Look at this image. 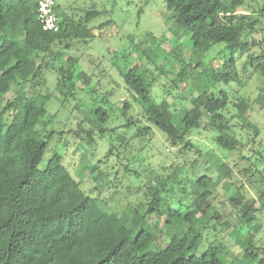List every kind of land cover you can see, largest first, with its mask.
I'll return each mask as SVG.
<instances>
[{"label":"trees","instance_id":"trees-1","mask_svg":"<svg viewBox=\"0 0 264 264\" xmlns=\"http://www.w3.org/2000/svg\"><path fill=\"white\" fill-rule=\"evenodd\" d=\"M258 1L163 0L173 21L170 32L178 39L189 34L192 42L191 49L186 51L188 62H179L181 67L172 82L190 84L202 77L197 96L190 100L192 109L180 123H174V113L167 100L156 101V79L144 74L143 64L128 71L120 70L125 88L137 97L143 116L174 146L193 149L189 135L208 115L210 126L217 133L216 145L228 152L237 151L241 142L232 133L225 116L231 104L243 127L258 134L248 114L253 104L264 110V86L254 100L239 98L235 102L230 101L226 91L217 94L213 90L221 84L241 85L235 55L247 54L257 45L253 36L264 18V6L260 8ZM55 12L60 30L45 31L38 19L35 0H0V264H228L222 239L215 238L206 244L205 233L213 230L209 222L215 218L208 201L209 191L189 193L182 188L184 183L179 181L177 173L164 176L151 172L145 176V202L114 207L106 193L117 185L101 169L92 167L93 187L86 191L70 172L64 156L55 153L45 161L49 150L45 138L52 141L55 136L53 130L44 127L46 134H43L39 127L45 125L53 101L50 93L43 92L46 72L56 74L54 93L59 103L64 106L76 100L78 83L88 84L89 77L77 71L79 57L67 55L62 59L63 53L73 50L77 43L88 44L95 39L96 30L103 28V25L88 28L100 15L96 11H89L79 19L61 13L59 5ZM165 41V35L156 37L149 33L146 46L133 43L132 53L120 58L128 62L136 53L140 60L145 58L155 63L157 55L153 46ZM216 45H224L220 59L226 56L225 61L206 64L205 55ZM242 71L264 78V55L248 54ZM161 73L167 75L163 70ZM13 88L21 90L13 100H7ZM95 103L99 108L93 113L84 110V101L76 105L92 128L86 130L79 124V131L70 133L78 136L82 131L88 145L95 143L93 136L98 133L109 138L111 150L124 155L128 143L125 142L123 149L117 146L113 139L116 130L106 126L111 118L104 109L106 99ZM129 110L126 104L122 111L126 120L122 128L127 130L136 126L134 119L127 117ZM150 132L149 127L138 128L136 136ZM124 139L125 136L116 137V140ZM254 153L264 165V155L255 150ZM208 160L216 168L222 166L219 160L215 163ZM83 162L90 165L91 155H85ZM126 171L130 176L141 177L128 168ZM245 172L253 174L251 170ZM228 175H232L229 168L223 177ZM260 177L263 181L257 190V201L246 199L243 187L230 200L241 213L239 224L230 232L238 245L244 244L245 231L257 234L262 230L264 176ZM210 183L208 176L198 180L205 190ZM176 187H180L183 195L173 206L172 192ZM163 217L166 218L164 234L160 229ZM162 241L166 242L165 246ZM242 249L243 257L251 264H264V256L254 252V243H246ZM250 262L236 258L231 264Z\"/></svg>","mask_w":264,"mask_h":264},{"label":"rangeland","instance_id":"rangeland-1","mask_svg":"<svg viewBox=\"0 0 264 264\" xmlns=\"http://www.w3.org/2000/svg\"><path fill=\"white\" fill-rule=\"evenodd\" d=\"M56 2L61 13L76 19L83 17L89 11L100 13L88 24V28L94 29L101 25L103 28L96 30L95 39L88 44L77 43L73 50L63 53L62 59H65L67 55L79 57L80 63L77 71H83L89 77L88 84L83 81L78 83L76 100L64 106L59 103V97L54 93L56 74L53 71L46 72V88L43 92L50 93L53 101L49 105L50 114L45 120V125L42 124L39 127L43 134H46L43 131L44 127L46 130H53L55 136L52 141L45 138V141L49 143L45 161H48L55 153L64 156L65 164L70 172L86 191H90L93 187L92 167H98L108 175L114 186L117 185L106 193V198L114 207L145 202V176L147 174L158 172L167 176L177 173L179 181L184 183V186L180 187H185L189 193L198 192L201 194L204 191L211 193L208 201L212 205L215 218L209 222V226L213 230H208L205 233L206 244H210L215 238L222 239L226 246L224 253L228 264H231L236 258L242 260L244 258V262L249 263L250 260L243 257L242 247L250 242L256 246L254 252L263 257L264 211L262 230L257 234L254 231H245L246 240L244 244L238 245L230 232L234 226L239 224L238 218L241 213L230 200L237 197L240 187H243L242 191L246 199L258 200L257 190L260 182L263 181L260 176H264V165L258 162L259 155L254 153V150L264 155V110L253 104V108L248 114L251 123L258 129L256 135L254 129L243 127L241 121L235 117L236 110L232 104L229 105L225 116L229 121L232 133L241 142L237 151L228 152L216 145L214 139L217 133L210 126L208 115H205L202 125L189 135L193 149L186 150L183 145L174 146L143 116L137 97L126 90L120 76V70L128 71L136 65L143 64L144 74L156 79L154 84L156 101L167 100L170 103L175 124L180 123L192 109L190 100L197 96L202 77L198 76L190 84L172 82L175 73L181 67L179 62H188L186 51L191 49L192 42L189 34H182L178 39L170 32L173 21L163 0H56ZM258 3L260 8L264 6V0H259ZM149 33L156 37L166 36V41L163 44L153 46L157 62L152 63L145 58L140 60L136 53L131 55L128 62L120 58L124 54L132 53L133 43L146 46L144 42ZM253 40L257 45L252 47L249 53L235 55L242 80L241 85L239 82L230 85L221 84L213 89L217 94L220 91H226L230 101L235 102V99L239 98L254 100L260 88L264 86V78L242 71L248 54L264 55V18L259 31L254 34ZM223 46H214L205 55V63L208 64L213 60L217 63L225 61L226 56L220 59ZM226 55L230 56L229 52ZM162 70L167 75L162 74ZM20 90L13 88L7 95V100H13ZM102 98L107 101V104H104V109L111 114L106 126L116 130L113 134L115 144L123 149L125 142L128 143L124 155L116 149L111 150L109 138H102L98 133L93 136L95 139L93 145L84 142L83 138L86 137V134L82 131L78 136L70 133V131H79V124L84 125L86 130L92 128L88 123H85L84 117L78 110L79 108L76 109V105H81L84 101V110L93 113L99 108L95 103L96 100ZM126 104L130 106L127 117H132L136 122V126L130 130L122 128L126 121L122 115ZM147 127L151 128L149 134L143 137L136 136L138 128ZM124 136L123 141L116 140V137ZM110 151L111 154L108 156ZM87 154L91 155L90 165H85L83 162V157ZM208 159L213 160V163L219 160L222 162V166L216 168ZM45 161L44 163H46ZM126 168L140 174L141 177L137 178L135 175L126 174ZM228 168L232 170V175L223 177V173ZM257 169L260 173L257 172ZM245 170H251L253 174H246ZM203 176L211 178V183L206 190L198 184V180ZM180 187H176L172 192L173 206L175 205L174 201L183 195ZM205 220L208 221V218ZM165 222L166 218L163 217L160 225L163 234L166 232ZM222 224H227L229 227L224 229L220 226ZM219 229L222 230L219 231ZM162 245L165 246L166 242L162 241Z\"/></svg>","mask_w":264,"mask_h":264},{"label":"built area","instance_id":"built-area-1","mask_svg":"<svg viewBox=\"0 0 264 264\" xmlns=\"http://www.w3.org/2000/svg\"><path fill=\"white\" fill-rule=\"evenodd\" d=\"M38 5V19L45 31L58 32L59 18L55 12L58 7L56 0H35Z\"/></svg>","mask_w":264,"mask_h":264}]
</instances>
